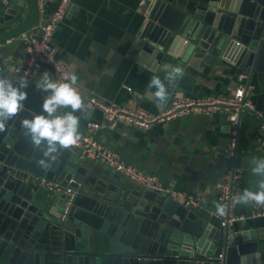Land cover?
I'll return each instance as SVG.
<instances>
[{
	"label": "water",
	"instance_id": "obj_1",
	"mask_svg": "<svg viewBox=\"0 0 264 264\" xmlns=\"http://www.w3.org/2000/svg\"><path fill=\"white\" fill-rule=\"evenodd\" d=\"M38 18V0H0V75L14 83L2 47ZM145 18L131 44L140 60L204 58L264 74V0H207L194 9L153 0ZM24 90V110L0 131V264H251L248 255L258 251L252 232L208 225L160 191L129 188L106 171L91 174L73 148L45 156L22 127L43 112V96ZM87 110L75 112L81 136L89 133ZM43 181L72 195L48 191Z\"/></svg>",
	"mask_w": 264,
	"mask_h": 264
},
{
	"label": "crops",
	"instance_id": "obj_2",
	"mask_svg": "<svg viewBox=\"0 0 264 264\" xmlns=\"http://www.w3.org/2000/svg\"><path fill=\"white\" fill-rule=\"evenodd\" d=\"M39 1L38 22L57 5V0H47L42 4ZM152 1L71 0L65 17L54 32L55 56L68 67L69 73L78 76L75 87L83 98V105L88 107L86 117L89 123H99L96 129L87 126L89 133L85 135L114 150L124 163L154 175L162 185H172L186 194L198 196V205L189 208L202 216L208 225L219 228L220 218L215 214L216 184L226 169L233 163L239 167V177L234 184L238 194L245 188H255L258 179L251 174L248 162L253 156L264 157V141L258 133V117L253 112L244 111L240 115L237 150L232 159L227 156V148L233 126L227 120L228 111L224 106L210 113L189 111L148 129L138 130L123 122L115 127L109 126L103 113L89 103V99L95 97L126 109L139 108L157 114L173 101L232 99L239 85L237 76L244 72L228 62L165 57V62L157 64L156 61L140 60L132 54L131 44L143 26ZM206 2L176 0V5L194 9L204 8ZM2 48L8 53L7 68L17 78L13 69L25 63L23 43L17 36ZM173 66L183 68L184 75L168 85L164 80L166 69ZM153 75L168 85L169 98L163 108H157L148 98L155 91L148 89ZM246 75L245 99L256 111L264 114V74L252 72ZM40 76L36 75L29 82L28 89L44 97L46 93L36 88ZM80 160L81 166L91 174L106 171L117 175L129 188L144 189L142 185L116 174L100 160L84 157ZM46 193L52 195L54 202L59 199L58 193ZM174 200L185 204L182 199ZM253 211V204H234V214L243 218L233 222L228 231L252 232L258 242V251L248 255L250 263L264 264V218L253 216Z\"/></svg>",
	"mask_w": 264,
	"mask_h": 264
},
{
	"label": "built area",
	"instance_id": "obj_3",
	"mask_svg": "<svg viewBox=\"0 0 264 264\" xmlns=\"http://www.w3.org/2000/svg\"><path fill=\"white\" fill-rule=\"evenodd\" d=\"M47 0H40V4ZM71 0H57L55 9L48 14L47 18L39 21L33 29L26 30L19 34L24 46L25 63L18 65L13 69V73L18 80L25 77L27 74L28 83L36 76L41 74V79L44 72H48L53 79L62 80L65 73H69L68 67L60 63L55 56V46L53 36L59 23L65 17ZM246 74L241 73L237 76L239 85L234 91L232 99L229 100H211V101H173L167 108L157 114H150L143 109H126L119 105L102 101L95 97L89 99V103L99 109L109 126L115 127L119 122H123L138 130H145L157 123H163L170 120L174 116H181L189 111H203L210 113L213 109H218L224 106L227 113V120L231 122L233 128L231 137L228 142L227 156L228 158H235L237 150L238 122L242 112H253L259 120L258 133L262 136L264 141V114L255 110L254 106L245 99L244 80ZM88 126L96 129L99 123H88ZM73 149L80 153L81 157L86 159L100 160L108 167H110L116 174L128 178L144 188L154 189L160 191L166 196L173 199H182L188 207L198 205L200 198L198 196L189 195L185 192L171 186H164L152 174H147L141 170L124 163L118 154L104 146L95 138L89 135L81 136L78 145L73 146ZM239 167L233 163L231 167L227 168L222 175L220 181L216 184V201L225 205V212L219 215L220 226L227 229L233 222L242 219V216L236 215L233 212L234 204L233 197L238 195L234 190V184L239 177ZM43 186L48 191H55L64 193L67 196L72 195L70 188H64L59 183L53 181H43ZM253 216L264 218V206H257L253 204ZM222 258V255H219Z\"/></svg>",
	"mask_w": 264,
	"mask_h": 264
},
{
	"label": "clouds",
	"instance_id": "obj_4",
	"mask_svg": "<svg viewBox=\"0 0 264 264\" xmlns=\"http://www.w3.org/2000/svg\"><path fill=\"white\" fill-rule=\"evenodd\" d=\"M184 69L173 66L166 69L164 80L168 85L174 84L178 78H182ZM78 76L74 73H65L62 81L52 78L48 72H44L41 79L36 82V88L46 93L43 97V112L33 113L31 118L22 121V127L30 135L35 148L45 146V156H50L59 148L70 149L78 145L81 134L78 131L80 117L75 112L82 110L83 98L77 91ZM159 76L153 75L148 89H155L148 97L157 108H163L168 100V85ZM29 87L27 74L18 80V83L6 76L0 75V131L5 130L7 121L16 117L24 110V101ZM67 109V111H65ZM46 113V114H45ZM43 164V161H41ZM250 172L258 177L255 188H245L242 193L233 197V204L249 206L255 204L264 206V157L253 156L248 162ZM225 205L215 202V214L223 215Z\"/></svg>",
	"mask_w": 264,
	"mask_h": 264
}]
</instances>
